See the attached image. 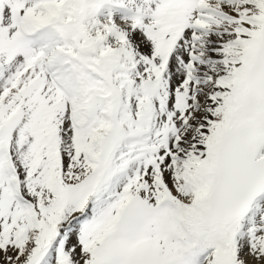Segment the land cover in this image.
<instances>
[{
  "label": "snow or ice",
  "instance_id": "6c2138e0",
  "mask_svg": "<svg viewBox=\"0 0 264 264\" xmlns=\"http://www.w3.org/2000/svg\"><path fill=\"white\" fill-rule=\"evenodd\" d=\"M0 264H264V0H0Z\"/></svg>",
  "mask_w": 264,
  "mask_h": 264
}]
</instances>
